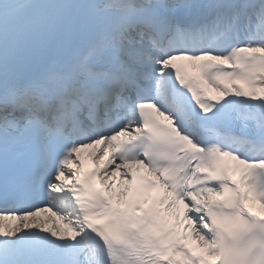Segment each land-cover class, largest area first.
Listing matches in <instances>:
<instances>
[{"label":"snow or ice","instance_id":"6c2138e0","mask_svg":"<svg viewBox=\"0 0 264 264\" xmlns=\"http://www.w3.org/2000/svg\"><path fill=\"white\" fill-rule=\"evenodd\" d=\"M0 264H264V0H0Z\"/></svg>","mask_w":264,"mask_h":264},{"label":"bare ground","instance_id":"6f19581e","mask_svg":"<svg viewBox=\"0 0 264 264\" xmlns=\"http://www.w3.org/2000/svg\"><path fill=\"white\" fill-rule=\"evenodd\" d=\"M41 215H44V214L42 213ZM13 223H15V222H13Z\"/></svg>","mask_w":264,"mask_h":264}]
</instances>
